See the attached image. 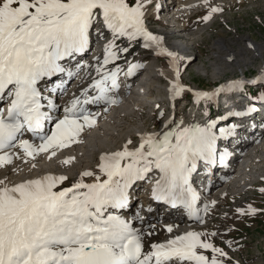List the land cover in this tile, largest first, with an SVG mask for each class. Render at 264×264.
Returning <instances> with one entry per match:
<instances>
[{
    "label": "snow or ice",
    "instance_id": "6c2138e0",
    "mask_svg": "<svg viewBox=\"0 0 264 264\" xmlns=\"http://www.w3.org/2000/svg\"><path fill=\"white\" fill-rule=\"evenodd\" d=\"M147 2L0 0V99L6 96L9 101L7 114L0 110V166L11 164L14 158L67 147L85 126H93L98 113L90 112L87 106L117 102L113 93L119 88L121 68L107 66L118 61L120 53H128L133 42L142 41L143 48L170 58L175 71L170 91L174 100L181 96L185 90L180 83L181 58L164 47L162 36L147 27ZM203 3L208 7L204 21L222 11L210 6L209 0ZM93 29L98 38L106 40L103 59L94 57L97 77L78 96L73 94L63 106L62 117L53 116L60 105L48 99V111L44 110L40 82L57 74L67 73L69 79L79 75L62 62L87 52ZM122 38L127 40V46L117 44ZM127 63V76L141 67L139 63ZM83 67L91 65H77L78 69ZM260 82H264V71L254 80L232 81L212 92L196 91L195 101L199 104L215 100L223 91ZM66 91V81L61 79L49 95ZM259 99L264 102V93ZM256 111L254 105H249L245 111H229L227 116ZM46 122L54 123L50 134L45 132ZM173 124L176 126L170 127ZM182 125L183 121L177 124L169 120L166 131L141 135L138 147L129 148V140L122 150L102 154L98 169L105 179L86 170L70 187L59 189L57 186L68 180L67 176L46 175L12 186L0 180V264H225L228 253L208 239L217 235L215 232L187 231L164 242L150 243L146 249L145 242L156 234L158 225L137 214L142 226L136 227L115 211L128 206L129 189L135 181L156 172L159 176L152 187L153 199L172 208L182 206L190 219L205 222L210 205L216 202L205 203L203 209L197 206L200 197L191 183L192 174L199 162L205 167L216 163L218 141L234 136L239 126L218 128L217 121L211 119L203 125ZM25 132L40 143L20 139ZM51 154L55 155V151ZM227 155L226 148L219 152L221 164ZM72 159L68 157L64 163ZM85 177H94V181L86 183ZM148 211L152 212L151 207ZM236 211L245 213L243 208ZM257 211L248 206L249 214ZM145 223L147 228L143 227ZM173 227L163 225L168 233L173 232ZM209 250L211 257L205 254Z\"/></svg>",
    "mask_w": 264,
    "mask_h": 264
},
{
    "label": "rangeland",
    "instance_id": "374dc122",
    "mask_svg": "<svg viewBox=\"0 0 264 264\" xmlns=\"http://www.w3.org/2000/svg\"><path fill=\"white\" fill-rule=\"evenodd\" d=\"M185 1L188 0H148L144 8L146 24L159 34L168 33L167 45L181 58L180 80L189 89H207L224 80L237 77L242 72H246L247 76L257 74L258 69L264 65V0H209L210 6H218L222 11L213 13L211 19L207 21L202 19L208 12L203 0H191L190 3L194 4H189L193 7L182 4ZM129 2L134 4L135 0ZM179 14L182 18L175 19ZM108 36L110 38V34ZM247 37L254 38V42L259 45L260 52L256 55L249 49L240 54L241 48L245 46L240 38ZM220 38H227L230 42L225 50L220 49L218 44ZM237 39L240 42H237ZM105 43L104 39L103 44ZM117 44L127 46V40L122 38L117 40ZM230 48L240 52L238 60L242 62L221 58L222 53ZM130 52L140 63L143 77L149 80L143 88L140 85L139 94L150 102L159 100L167 105L166 88L175 80L173 67L166 59H159L151 52H141L136 42H133L129 52L125 54L130 55ZM190 56L195 58L194 62H189ZM139 59H143L144 62ZM134 95L130 94L128 89L122 98L124 100L116 105L119 108L123 103L122 108L126 110L117 113V107L110 108L94 128L83 133L81 142L72 144L66 150H58L51 157L42 158L44 155H39L36 160L31 159L20 167L19 171L11 173L10 179L15 182L38 179L49 174L51 170L54 174L68 177V180L63 182L65 186H71L78 180L80 173L86 170L101 175L102 179L104 176L98 169V157L102 151L112 153L111 150L121 148L123 143L129 140L132 141L131 144H135L138 135L145 130L160 129L163 132L167 130L165 124L167 118L171 116L170 111L167 110L166 115L158 117L159 110L155 109L152 115V103L149 108L145 107L146 101L140 99L139 101L143 102L136 101L138 96L135 93ZM176 103L178 115L172 120L177 124L179 120L183 121L182 126L190 125L193 122L190 115L193 100L189 95L181 96ZM261 125L264 126V121L260 123ZM175 126L173 124L170 127ZM259 136V140L242 145V155L238 164L220 175L212 184L204 204H210L211 201L216 203L214 206L210 205V211L204 218L205 222L201 224L195 220L187 223L189 227L192 225L190 231L217 233L208 239L228 253L225 264H264V192L261 191L264 189V128ZM257 149L258 152L255 151ZM68 157L74 159L68 165H63V161ZM249 205L258 211L249 214L247 212ZM238 208L245 209V213H238L236 211ZM140 209L143 210L141 207ZM143 214L147 220H151L145 212ZM153 223L158 225L157 221ZM164 233L158 232L153 236L159 234V237H162ZM153 236L146 240V245L151 240L155 241ZM205 254L209 257L212 255L210 250Z\"/></svg>",
    "mask_w": 264,
    "mask_h": 264
},
{
    "label": "bare ground",
    "instance_id": "6f19581e",
    "mask_svg": "<svg viewBox=\"0 0 264 264\" xmlns=\"http://www.w3.org/2000/svg\"><path fill=\"white\" fill-rule=\"evenodd\" d=\"M191 2V0H188V1H185V3H182V4H188V5H190V4H194V3H190ZM190 3V4H189ZM185 5V6H186ZM181 7H183V6H181ZM171 9V8H170ZM189 11L187 10V13H188ZM179 13V12H178ZM177 13V14H178ZM176 15V14H175ZM174 16V15H173ZM169 18V17H168ZM182 18V16H181V14H179L178 15V17L177 18H175V19H181ZM155 20H157V18H155ZM158 21V20H157ZM177 22V21H176ZM165 29V28H164ZM186 31V30H185ZM184 33V32H183ZM183 33H180V34H183ZM160 36H162L163 37V41L164 42H166V40H167V38L169 37L168 36V33H166V34H164V33H160L159 34ZM178 36H181V37H184V35H178ZM187 37V36H186ZM191 37V36H190ZM220 41L218 42V44L220 45V49H223V50H225L226 48H227V45H229L230 44V42H229V40L227 39V38H220L219 39ZM240 40L242 41H244V43H245V46L243 47V48H241L242 49V51H241V53L239 52V51H237V50H234V49H229V50H227V51H225L224 52V54L222 53V55H220V56H222L221 58H224V59H236L237 60V62H242V60H238V56H239V53L240 54H242L243 53V51H247L248 49L249 50H252L253 52H255V55L258 53V52H260V50H259V45L256 43V42H254V38H249V37H247V38H243V39H241L240 38ZM239 41V39H237V42ZM240 42V41H239ZM194 43V42H193ZM239 44V43H238ZM243 45V44H242ZM248 50V51H249ZM246 53V52H245ZM191 58H190V61L189 62H194V60H195V58L193 57V56H190ZM144 59V58H143ZM247 59V58H246ZM219 60V59H218ZM160 61V60H159ZM233 61V60H232ZM90 64H93V65H95V60L94 61H92V62H90ZM158 64H160V62L158 63ZM192 66V65H191ZM180 67V66H179ZM262 69V68H261ZM161 70V69H160ZM174 70V69H173ZM179 71H180V68H179ZM144 75L143 74H141V76L140 77H142V80L145 78V77H143ZM145 84H147L148 82H149V80L147 81L146 80V78H145ZM262 85V84H261ZM259 86L260 88L262 87V86ZM145 86V85H144ZM142 88V87H141ZM77 92H75L74 94H76ZM134 95V94H133ZM136 95L138 96V99H136V101L138 100L139 101V99L140 100H145L144 99V97L142 96V95H140L139 93H136ZM144 95V94H143ZM135 96V95H134ZM68 95L67 94H62V95H60L58 98H59V100L57 101V104L58 105H60L61 107H60V109L57 111V115L56 116H63V106L67 103V101H68ZM128 99V98H127ZM146 102L147 101H149L148 99L147 100H145ZM139 102H143V101H139ZM138 102V103H139ZM121 103V102H120ZM129 103H130V101H129ZM132 103V102H131ZM143 104V103H142ZM107 105L108 104H105V103H100V104H98V105H91V106H88V108H89V111L90 112H92V113H98V115L97 116H95V119H96V123H98L99 122V118H103V117H105L106 116V108H107ZM119 105V104H118ZM141 105V104H140ZM122 106H123V103H122ZM122 106H120L119 108L117 107V106H115V107H117V113L118 112H123V111H125L126 109H123L122 108ZM143 106V105H142ZM123 109V110H122ZM107 110H109V108L107 109ZM115 111V110H114ZM127 114V113H126ZM121 116V115H120ZM119 117V116H118ZM99 119V120H98ZM115 119V118H114ZM262 120V119H261ZM110 122V121H109ZM248 122H250V121H248ZM51 125H50V128H49V131L47 132L48 134H50V130L52 129V128H54V123L53 122H51L50 123ZM96 124H94L93 126H91L92 128H94V126H95ZM91 127H88V126H85L84 127V130L79 134V136L78 137H76L75 138V142H73V144L74 143H79V142H81V139H82V133L83 132H85L86 130H90V128ZM91 128V129H92ZM259 138H260V136H259V134L254 138V142L255 141H257V140H259ZM28 140H30V141H32V142H34L35 144H39L40 143V141L38 140V139H36V138H34V137H28L27 138ZM127 142H124L123 143V145H122V147L126 144ZM71 144V143H70ZM80 148V147H79ZM60 148H55V149H50L48 152H40V153H38V154H36L34 157H25V158H14L13 159V161H12V163L11 164H7V165H4V166H0V180H3L4 182H5V184L6 185H8V186H12V185H15V184H17V183H21V182H23V181H26V180H21V181H19V182H15V181H13V180H11L10 179V174L11 173H13V172H17V171H19V168L20 167H22L23 165H25L28 161H30L31 159H34V160H36L38 157L37 156H39V155H44L42 158H48V157H51V156H53L51 153H52V151H55V152H57L58 150H59ZM62 149V148H61ZM261 149V148H260ZM66 150V149H65ZM15 151H21V154H22V150H19V149H17V150H15ZM248 151V150H247ZM256 152H258V149L257 150H255ZM111 152H114V151H112L111 150ZM253 152V151H252ZM58 154V153H57ZM102 154H109L108 152H105V151H102V153H100V155H99V161H98V163H100V156L102 155ZM23 155V154H22ZM58 157V156H57ZM36 158V159H35ZM63 159V158H62ZM34 160H33V162H34ZM57 160V159H56ZM236 161H240L239 159L238 160H236ZM38 162V161H37ZM238 162H237V164H238ZM37 164V163H36ZM69 163H64V161H63V165H68ZM28 166L30 167V165L28 164ZM25 167H27V165L25 166ZM24 168V167H23ZM23 168H21V169H23ZM247 168V167H246ZM34 169V168H33ZM46 171V170H45ZM46 175H55V176H59L58 174H54V171H50V173L49 174H45V175H43V176H46ZM43 176H41V177H43ZM41 177H39V178H41ZM77 177V176H76ZM79 177L80 176H78L77 178L79 179ZM28 180V179H27ZM84 180H85V178H84ZM91 180H94V179H91ZM154 180L153 181H151L150 182V185H153L154 184ZM0 186H3V185H0ZM66 187H70V186H66ZM152 187V186H151ZM150 188V187H149ZM152 191V188L151 189H149V192H151ZM138 192H136V190H135V192H134V195L137 197H139V199L142 201V202H145V201H148V198H150L151 197V195H149V196H142L141 197V194H137ZM140 204V203H139ZM145 206V205H144ZM138 208H136L135 210H132L131 212H132V214H131V216L130 217H127V218H125V219H129V220H131L132 222H133V224H134V226H136V227H141L142 225H141V222H140V220L139 219H137V214H139V216H142V217H144V219H145V221L146 222H151V223H153V222H155V221H157V223H158V228H157V232L156 233H158V232H162V231H164L165 233H164V236H162V237H159V234H157L156 236H153L154 238H155V241H150V242H147V246H148V244H150V243H153V242H155V243H160V242H164V241H166L167 239H170V238H173V237H175V236H177V235H181V234H183V233H185V232H187V231H190L192 228H190L189 227V225L187 224V223H189V222H192V221H195V219H190L189 217H188V215H187V213L186 212H183V211H175L173 214H170V215H163V213L162 214H158V212L157 211H152L150 214H149V211H147V212H145V214L146 215H148V217L151 219V220H147L146 218L147 217H145L144 216V214H143V212L144 211H142V212H139L138 210H137ZM140 209V208H139ZM146 210V209H145ZM201 215H203V212H201ZM165 224H172L174 227H173V232L172 233H168L164 228H163V225H165ZM143 227H145V228H147V223H145L144 225H143ZM189 229V230H188ZM148 240H149V238H148Z\"/></svg>",
    "mask_w": 264,
    "mask_h": 264
}]
</instances>
